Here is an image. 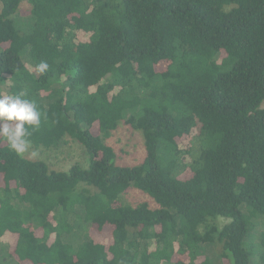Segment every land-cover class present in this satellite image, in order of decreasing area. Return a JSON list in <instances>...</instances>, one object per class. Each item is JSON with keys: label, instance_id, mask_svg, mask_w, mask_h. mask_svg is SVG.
<instances>
[{"label": "trees", "instance_id": "16d2710c", "mask_svg": "<svg viewBox=\"0 0 264 264\" xmlns=\"http://www.w3.org/2000/svg\"><path fill=\"white\" fill-rule=\"evenodd\" d=\"M21 93L41 112L31 144L69 138L87 164L50 169L0 141L16 264H216L205 245L264 264V232L247 239L264 216V0H0V94ZM122 122L142 135L136 164L106 142ZM131 188L155 205L123 202Z\"/></svg>", "mask_w": 264, "mask_h": 264}, {"label": "rangeland", "instance_id": "374dc122", "mask_svg": "<svg viewBox=\"0 0 264 264\" xmlns=\"http://www.w3.org/2000/svg\"><path fill=\"white\" fill-rule=\"evenodd\" d=\"M29 4L25 1L21 3L19 16L25 18L27 15ZM25 16V17H24ZM264 107V102L262 103ZM57 147L45 148L34 147L32 144L28 151L23 154L24 156L32 159H40L48 164L50 169L54 170H68L69 167L75 163L80 162L83 165L87 164V157L83 147L76 141L69 138ZM116 152V162L121 165H132L138 163L145 154L143 138L140 132L129 128L125 123H120L119 127L112 132L111 136L106 139ZM36 155L33 156L32 153ZM121 200L127 203H137L146 201L150 206H154V201L141 191L131 188L128 192L121 195ZM244 208V207H243ZM246 211L247 209H243ZM228 219L224 217H216L213 222L219 226L227 222ZM254 227L249 233L247 239L251 241L256 249H259V238L264 232V216L256 215L253 217ZM86 225L81 219L76 218L73 220L71 232L64 236V239L77 245L81 239L86 235ZM7 243L0 240V264H16L14 260L9 258L6 253ZM204 253L211 258L216 264H220L214 248L211 245L204 246ZM251 262L257 264L255 254L252 255Z\"/></svg>", "mask_w": 264, "mask_h": 264}, {"label": "clouds", "instance_id": "9594fccd", "mask_svg": "<svg viewBox=\"0 0 264 264\" xmlns=\"http://www.w3.org/2000/svg\"><path fill=\"white\" fill-rule=\"evenodd\" d=\"M48 68L46 61H40L35 71L43 74ZM40 124L41 112L34 101L25 99L22 93L0 94V141L5 142L17 156L28 151L31 146L29 129H38Z\"/></svg>", "mask_w": 264, "mask_h": 264}]
</instances>
